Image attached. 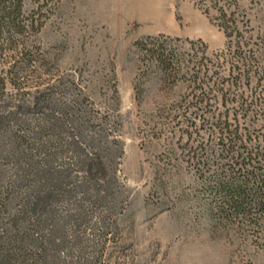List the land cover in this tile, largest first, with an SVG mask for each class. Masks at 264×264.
<instances>
[{
  "label": "rangeland",
  "instance_id": "obj_1",
  "mask_svg": "<svg viewBox=\"0 0 264 264\" xmlns=\"http://www.w3.org/2000/svg\"><path fill=\"white\" fill-rule=\"evenodd\" d=\"M218 2L232 3L264 67V0ZM203 3L26 0L42 26L34 61L0 96V231L32 230L49 249L45 264H264V221L214 215L205 179L220 160L208 130L217 113L233 109L264 141V80L237 91L255 99L247 110L221 104L213 81L227 78L230 55ZM147 37L176 53L171 73L135 46ZM49 184L50 203L26 210Z\"/></svg>",
  "mask_w": 264,
  "mask_h": 264
},
{
  "label": "trees",
  "instance_id": "obj_2",
  "mask_svg": "<svg viewBox=\"0 0 264 264\" xmlns=\"http://www.w3.org/2000/svg\"><path fill=\"white\" fill-rule=\"evenodd\" d=\"M31 1L35 4L40 2ZM218 1L210 0L209 5L203 3V11L207 14L210 9L215 11L213 19L225 34L226 49L230 56L223 60L227 65V78L219 77L216 72L213 85L223 99L222 105L233 102L240 110L245 111L254 104L255 99L245 101L243 93L238 94L237 91L240 87L248 86L255 77L258 81L264 80V67L256 61L259 48L254 47L255 41L249 43L251 37L248 40L242 39L241 32L245 30L243 26L246 24L239 26L234 10L230 8L232 3L225 6ZM25 2L26 0H0V60L6 56L14 57L7 71L0 70V76L16 81L19 79L17 69L30 65L34 61L33 57L38 54L39 48L33 37L42 26L35 12L26 13ZM147 44L151 47H147ZM135 46L154 58L165 73H171L174 64L178 62L174 50L167 49L164 43H159L154 38L136 41ZM201 60L203 58H200V62ZM200 62L196 67L197 72H194V83L199 90L196 103L203 109L208 102L205 100L203 77L198 76L201 72ZM220 66L221 63L217 62L216 67ZM227 93L233 96L234 101L229 99ZM232 110L228 108L230 113L227 110L217 113L208 126V130L215 135L214 144L217 158L220 159L215 168L205 174L210 203L213 214L218 217L238 218L247 225L257 226L264 221V141L252 137Z\"/></svg>",
  "mask_w": 264,
  "mask_h": 264
},
{
  "label": "bare ground",
  "instance_id": "obj_3",
  "mask_svg": "<svg viewBox=\"0 0 264 264\" xmlns=\"http://www.w3.org/2000/svg\"><path fill=\"white\" fill-rule=\"evenodd\" d=\"M16 80L0 76V96L3 93L5 85H14ZM15 86V85H14ZM65 118H60V121L65 122ZM22 129V128H20ZM20 143L26 144L28 142L24 139V135H20ZM95 166V165H94ZM92 163L86 162L84 173L87 176H91L92 168L94 167ZM98 166V165H97ZM98 166L96 170H100ZM40 175V174H39ZM42 175V174H41ZM32 199L26 202L27 209H35L46 204H49L52 198L55 197L54 187L49 184L48 188L42 191L34 192ZM16 222V219H13ZM30 228V227H29ZM35 234L32 230H27L23 232H15L12 237H7L5 233L0 231V264H45L46 256L48 255V247L45 243H32L36 241ZM7 240V241H6ZM10 240L12 243H10ZM22 241H29L31 243H21Z\"/></svg>",
  "mask_w": 264,
  "mask_h": 264
}]
</instances>
